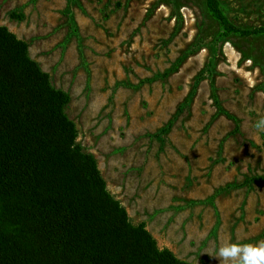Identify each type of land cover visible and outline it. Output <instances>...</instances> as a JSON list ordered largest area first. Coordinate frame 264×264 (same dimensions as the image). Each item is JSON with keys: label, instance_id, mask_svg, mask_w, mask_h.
<instances>
[{"label": "rangeland", "instance_id": "1", "mask_svg": "<svg viewBox=\"0 0 264 264\" xmlns=\"http://www.w3.org/2000/svg\"><path fill=\"white\" fill-rule=\"evenodd\" d=\"M264 29V0H218ZM133 226L189 264L264 243V35L205 0H0ZM221 110V111H220Z\"/></svg>", "mask_w": 264, "mask_h": 264}, {"label": "trees", "instance_id": "2", "mask_svg": "<svg viewBox=\"0 0 264 264\" xmlns=\"http://www.w3.org/2000/svg\"><path fill=\"white\" fill-rule=\"evenodd\" d=\"M205 3L223 37L264 35L233 27L218 0ZM68 102L0 27V264H189L130 223L77 145Z\"/></svg>", "mask_w": 264, "mask_h": 264}, {"label": "clouds", "instance_id": "3", "mask_svg": "<svg viewBox=\"0 0 264 264\" xmlns=\"http://www.w3.org/2000/svg\"><path fill=\"white\" fill-rule=\"evenodd\" d=\"M253 128L257 133H264V118L255 122ZM231 259L234 256L240 258V264H264V243L258 246L230 244L216 249L213 257Z\"/></svg>", "mask_w": 264, "mask_h": 264}]
</instances>
